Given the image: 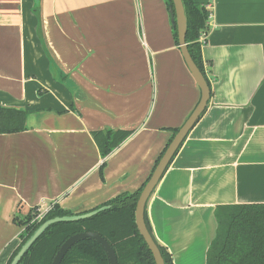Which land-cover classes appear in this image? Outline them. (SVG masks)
Returning a JSON list of instances; mask_svg holds the SVG:
<instances>
[{"label":"crops","instance_id":"1","mask_svg":"<svg viewBox=\"0 0 264 264\" xmlns=\"http://www.w3.org/2000/svg\"><path fill=\"white\" fill-rule=\"evenodd\" d=\"M193 1L210 12V99L145 207L172 264H206L219 207L264 205V0ZM199 98L164 0H0V106L30 112L0 134V264L31 209L139 190ZM104 130L131 134L102 158Z\"/></svg>","mask_w":264,"mask_h":264},{"label":"trees","instance_id":"2","mask_svg":"<svg viewBox=\"0 0 264 264\" xmlns=\"http://www.w3.org/2000/svg\"><path fill=\"white\" fill-rule=\"evenodd\" d=\"M164 1L169 9L170 1ZM181 1L186 17L185 43L191 59L207 80L201 57L203 43L199 40L203 34L207 33L210 12L193 0ZM172 31L175 44L178 46L176 31L173 28ZM29 114V111L0 107V134H15L27 130ZM178 130L179 128L173 130L168 144ZM130 134L131 132L128 131L104 130L95 132L92 136L101 157L105 158ZM168 144L156 160L153 170ZM103 167L104 164L100 168V173ZM144 184L134 193H122L103 204L99 208L106 206L109 209L90 219L52 225L30 247L19 264H51L60 246L69 237L83 232H93L103 237L113 249L117 264H154L152 255L134 223L135 205ZM35 210L37 208L31 209L22 220H15L16 225L23 227V230L19 235L20 244L7 264H10L20 247L42 223L55 217L74 215L54 205L37 220L39 214H36ZM215 217L217 231L207 250L206 264H264V205L219 207L216 209ZM145 223L150 232L146 219ZM157 246L164 264H172L165 249L158 244ZM60 264H108V262L99 245L93 241L84 240L74 244Z\"/></svg>","mask_w":264,"mask_h":264},{"label":"water","instance_id":"3","mask_svg":"<svg viewBox=\"0 0 264 264\" xmlns=\"http://www.w3.org/2000/svg\"><path fill=\"white\" fill-rule=\"evenodd\" d=\"M169 16H170V24L173 29L176 31L178 47L181 52V56L183 61L191 74L193 80L200 91V98L187 118L184 124L179 128L177 133L172 138L171 142L168 144L166 150L152 171L150 177L147 182L144 184L134 210V223L139 235L142 237L144 243L146 244L148 250L150 251L152 258L154 260V264H164L163 258L161 256L160 250L151 236L146 223H145V207L148 199L154 192L157 184L161 180L163 174L171 163L174 155L176 154L179 147L183 144L185 139L187 138L189 132L193 129L195 124L198 122L202 114L207 108L209 99H210V87L208 85L207 80L201 71L197 68L193 60L191 59L187 45L185 43L186 36V17L184 13V8L181 0H169ZM51 72L54 74L55 78L60 80L61 74L55 70V67L51 65ZM61 81V80H60ZM2 107V106H0ZM10 108V107H3ZM16 109V108H12ZM22 110V109H17ZM28 120V119H27ZM109 207H101L99 209L93 210L91 212H87L84 214H75L71 216L64 217H55L49 219L42 223L33 234L25 241V243L20 247L16 255L12 258L10 264H19L24 255L28 252L30 247L42 236V234L52 225L57 223H71L78 222L90 219L97 214L108 210ZM90 240L95 242L97 245L105 253L108 264H117V260L114 254L113 249L110 247L108 242L101 237L100 235L93 232H83L75 234L69 237L58 249L55 254L51 264H60L65 254L70 250V248L76 244L77 242Z\"/></svg>","mask_w":264,"mask_h":264},{"label":"built area","instance_id":"4","mask_svg":"<svg viewBox=\"0 0 264 264\" xmlns=\"http://www.w3.org/2000/svg\"><path fill=\"white\" fill-rule=\"evenodd\" d=\"M205 37H206V34H203L201 37H200V42H204L205 40ZM51 208H48L47 210H45L40 216H38L37 220H39L48 210H50Z\"/></svg>","mask_w":264,"mask_h":264},{"label":"rangeland","instance_id":"5","mask_svg":"<svg viewBox=\"0 0 264 264\" xmlns=\"http://www.w3.org/2000/svg\"><path fill=\"white\" fill-rule=\"evenodd\" d=\"M48 208H46V209H37V210H35L36 211V214H39V215H37V216H40L45 210H47ZM27 215V214H26ZM38 218V217H37ZM22 220V219H21ZM23 228V227H22ZM20 244V243H19Z\"/></svg>","mask_w":264,"mask_h":264}]
</instances>
